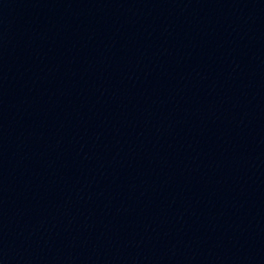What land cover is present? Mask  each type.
Masks as SVG:
<instances>
[{
  "label": "water",
  "instance_id": "obj_1",
  "mask_svg": "<svg viewBox=\"0 0 264 264\" xmlns=\"http://www.w3.org/2000/svg\"><path fill=\"white\" fill-rule=\"evenodd\" d=\"M0 264H264V0H0Z\"/></svg>",
  "mask_w": 264,
  "mask_h": 264
}]
</instances>
